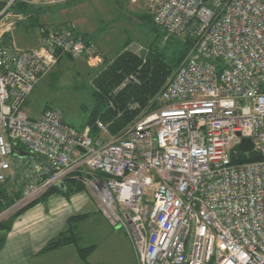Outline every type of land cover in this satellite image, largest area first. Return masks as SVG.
Wrapping results in <instances>:
<instances>
[{
  "label": "built area",
  "instance_id": "1",
  "mask_svg": "<svg viewBox=\"0 0 264 264\" xmlns=\"http://www.w3.org/2000/svg\"><path fill=\"white\" fill-rule=\"evenodd\" d=\"M68 1L0 0V187L21 193L0 217L70 177L125 232L136 264H264V0H132L162 28L161 46L172 35L195 41L116 133L100 118L77 129L58 108L23 110L60 58L103 62L73 24L42 28L35 48L1 43L26 17L17 4ZM139 83L129 73L118 89Z\"/></svg>",
  "mask_w": 264,
  "mask_h": 264
},
{
  "label": "rangeland",
  "instance_id": "2",
  "mask_svg": "<svg viewBox=\"0 0 264 264\" xmlns=\"http://www.w3.org/2000/svg\"><path fill=\"white\" fill-rule=\"evenodd\" d=\"M150 17V11L142 1L71 0L56 6L34 8L24 19L17 20L7 33L11 40L10 44L15 49L34 46L38 41L41 27L57 29L73 24L85 38L94 43L104 61L99 64L100 66L93 67L86 63L84 56L73 61L63 59L36 83L23 104L25 113L37 117L46 106L55 107L60 109L65 123L82 129L94 107L96 105L104 107L97 96L95 76L123 50L126 44L140 46L141 51L137 52L139 55H146L149 50H157L164 53L167 59L181 48L179 41L183 37L177 35H172L161 46L162 28L155 25ZM78 192L87 195L94 206V197L89 191L84 189ZM12 212L14 211L2 215L0 221L9 217ZM99 219L98 214H92L87 224L96 223L97 220L101 224ZM84 223L86 222L77 223L76 226L83 239L87 238V243L98 245L95 257L104 260L107 258L108 264H124V256H128L127 251L120 238L111 234L112 229L101 224L99 229L95 231L90 229L84 233V229L81 230L85 226ZM96 262L97 259H93V263Z\"/></svg>",
  "mask_w": 264,
  "mask_h": 264
},
{
  "label": "trees",
  "instance_id": "3",
  "mask_svg": "<svg viewBox=\"0 0 264 264\" xmlns=\"http://www.w3.org/2000/svg\"><path fill=\"white\" fill-rule=\"evenodd\" d=\"M34 8L39 9L43 7H30L23 4L16 5V9L23 11L25 14H29V12L33 11ZM150 20L152 21V17H150ZM42 28L43 27H41V29ZM182 37V40L179 41L181 48L176 54L170 56L169 59H167L164 53L157 50H149L146 55L140 56L126 49L129 43L126 44L123 50L113 60L105 64L94 78L99 102H101L104 107L102 108L100 105H96L91 112L86 125H93L94 121L100 118L104 122H111L109 128L110 132L116 133L124 125L129 123L137 115V113H139L140 109L145 105L147 99L161 88L178 63L192 47L195 41L194 38L188 34ZM84 39L89 41L88 38L84 37ZM10 41L11 40L7 36V33L4 34L1 43L10 44ZM68 58L70 57L68 56ZM133 72L138 74L140 83L128 85L118 89V86L122 82L124 76ZM134 103L137 104L138 107L129 108V106ZM247 159L252 160L253 158L248 157ZM5 188L6 187H0V212L11 206L21 195L20 192L13 191L11 186L9 187V192L5 191ZM81 190H84V185L82 183L67 177L63 181L62 186L58 184L50 187L41 196L16 210L6 219L0 221V248L4 243L6 233L10 229L14 219L26 209L52 193H60L68 197ZM79 217L81 216L71 217L69 222ZM59 240V243L67 241H73L76 243L75 235L65 236V234L61 233ZM56 244L57 241H50L45 245V249H50L56 246ZM93 247V245L87 247L79 246L77 248L79 256L85 260Z\"/></svg>",
  "mask_w": 264,
  "mask_h": 264
},
{
  "label": "crops",
  "instance_id": "4",
  "mask_svg": "<svg viewBox=\"0 0 264 264\" xmlns=\"http://www.w3.org/2000/svg\"><path fill=\"white\" fill-rule=\"evenodd\" d=\"M39 45L40 34L38 35L37 43L25 49L35 48ZM65 58L70 61L74 60L68 57H62L56 65ZM98 66L100 65L94 67ZM28 116L36 118L30 115ZM80 193L77 192L68 197L60 193H52L18 215L12 222L10 229L6 233L4 243L0 248V264H94L93 259H97L95 264H108L107 258L104 260L95 257L94 253L98 245L92 242L90 244L87 243L88 240L85 237L83 239L82 233L77 228V223L79 224L84 221L86 222L84 223L85 226L81 228V230L84 229V233L90 229L94 231L99 229L101 224H105L108 228L112 229L113 232L111 231V234L120 238V242H122L129 256H124V264H136L133 247L124 231L109 223L107 218L98 209L94 198V206H92L87 195ZM92 214H98L100 216L99 220L101 224L98 223V220L96 223L87 224ZM74 216L81 217L69 222L70 218ZM61 233L65 234V236L75 235L76 243L73 241L59 243ZM53 240L57 241L56 246L45 249V245ZM91 245L94 247L85 260H83L79 256L77 248L79 246L87 247ZM111 245L113 246L114 243H111Z\"/></svg>",
  "mask_w": 264,
  "mask_h": 264
},
{
  "label": "water",
  "instance_id": "5",
  "mask_svg": "<svg viewBox=\"0 0 264 264\" xmlns=\"http://www.w3.org/2000/svg\"><path fill=\"white\" fill-rule=\"evenodd\" d=\"M252 147H253V145H252V142H251V140L249 138H243L241 144L239 145V148L241 150H251ZM26 155H28V152H25V151H20L19 152V156H21V157L22 156H26ZM60 185L62 186L63 183L61 182Z\"/></svg>",
  "mask_w": 264,
  "mask_h": 264
}]
</instances>
